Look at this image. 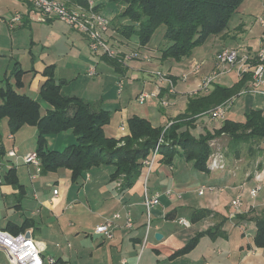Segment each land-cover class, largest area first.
I'll return each instance as SVG.
<instances>
[{
  "label": "crops",
  "instance_id": "obj_1",
  "mask_svg": "<svg viewBox=\"0 0 264 264\" xmlns=\"http://www.w3.org/2000/svg\"><path fill=\"white\" fill-rule=\"evenodd\" d=\"M249 1L244 0L240 12L235 14L237 19L232 29H229L222 36L211 39L212 62L210 64L199 62L201 63L200 69L192 73L194 75L190 78L188 75L186 82L179 79L184 72H180L181 74L173 73L171 67L164 70L171 77L176 78L174 83L175 89H177L174 93L168 91V86L161 87L159 91L157 90L158 99L152 98L142 103L143 107L136 111H128L126 107L121 108L115 104L107 103L110 99L103 97L93 101L88 100L87 97L85 100L84 97L80 96L82 99L84 98L83 100L91 103L92 107L103 108L109 113L113 108L115 109L114 127L107 129L108 123L103 127L106 136L120 137L128 133L127 120L132 116L148 120L153 127L166 128L185 112L190 96L204 95L211 90L213 83L205 91L191 94L192 91L199 88L205 76L221 68L216 65L215 55L222 49L231 48L235 49L238 54L249 55L254 63L258 51L264 49V25L259 20H264V0H259L255 9L248 7L252 10L248 12L245 4ZM95 3L99 5L98 11L110 20L112 19L106 36L109 44L114 48L119 45L124 48H117L119 51L134 50V48L130 50L125 48L127 44L123 41V37L120 35L119 40L115 29L112 27V22L121 12L122 6L120 9L116 4L108 3L106 0H97ZM29 8L30 4L25 0H13L9 4L0 0V30L1 28L5 29L0 35V45H3L8 39V33L10 37L11 35L14 37L17 47L18 45L22 47L10 50L11 54L17 53L16 55H18L19 53L21 59L18 60L13 57L12 63H16V65L9 74H0V77H5L14 84L15 78L12 72L15 68L22 70L21 81L23 82V79L28 80H26L28 92L17 89L20 93H25L33 98L28 93H35L38 88L40 89L46 79L43 71L48 67L52 68L54 79L60 85L61 92L62 85L66 83L65 76H67L63 73L64 80L61 81L59 72L60 68L63 67L62 60L66 56L73 57L76 54L81 62L90 64L88 71L91 67L95 68V74L89 75L92 81L101 77L103 71L114 70L118 76H121L118 79V84L121 79L123 90L118 92L119 95L126 90V86L123 88L125 84H128L129 89H131L132 84L139 80L141 67L159 69L158 64L150 63L153 60L154 62H162L159 51L162 48L159 46L156 49L158 57L153 55L149 45L141 47L143 50L139 47L140 58L126 62L125 65L121 66V71L106 61L103 55L97 56L98 54L92 53L85 35L59 20H49L44 23L31 20L28 17ZM15 12L22 15L21 22L6 26L5 22ZM23 30L28 31V35H25ZM39 32L42 37L36 43L34 34ZM1 55L2 52L0 51V58ZM142 57H147V62L143 61ZM22 59L24 61L29 59V65L26 68L22 66L25 63ZM195 62L198 61L192 60L189 64L192 66ZM6 66L9 67V62L6 63ZM231 74H234V79L222 80L223 77ZM123 79L125 84H123ZM238 80L236 71L231 70L219 75L214 82L223 86H232ZM156 83V78H143V85L138 92L135 91V97L142 90L152 91L155 89ZM243 93L241 89L238 94L230 99L225 121L243 123L246 113L251 110H261L264 113V94L258 91H245L248 97L246 96V100L241 101V104L234 110L235 107L230 103ZM61 94L79 96L77 94H63L62 92ZM159 99H168L170 104L165 107L161 106ZM115 100L119 104L120 100ZM240 110L243 111L242 115H239ZM207 121L208 116L206 115L198 117L189 127L191 135L197 138L206 131H212L208 127ZM1 126H5L7 129L6 135L0 131V141L5 151L14 148L13 133L32 127L37 139V131L33 126H24L17 132H11L6 119L0 122ZM68 131L59 134L64 133L65 136L70 137L72 142L69 141L68 143L72 144L75 139L73 140L72 136L67 135L69 134ZM70 132L74 136L71 130ZM53 136L48 135L46 137V147L57 150L49 146ZM14 149L18 151L17 148ZM153 149L147 157L153 156ZM35 150L36 146L20 155ZM10 160L13 161L6 156L1 158V171L4 175L0 183L2 197L13 198L16 203L15 206L18 208L20 201L29 190L28 194L38 207L35 210L27 209L26 214L28 216L20 224L7 222L4 228H0L10 231L9 228H17L25 224L33 237V232L38 229V225L32 216L38 213L40 221L44 224L45 232L43 235L47 239L55 240L56 247H60L59 241L66 246L62 256L52 257L56 260V264H264V243L261 245L256 243V221L264 218L263 169L254 170V174L251 172L252 175L249 172L240 174L228 167L217 171L207 169L203 172L195 169L192 162L186 160L180 149L172 155L170 163L164 161L163 155L157 151L150 169L145 168L142 163L140 175L133 184L129 188L121 190L118 187L121 180L119 178L111 180V175L115 169L113 165H101L89 169L76 184L72 182L71 173L68 169L58 168L55 171H42L39 175L33 176L34 167L19 160L14 168L17 184L20 187L18 188L5 180V174L10 169L8 167V164L11 163ZM20 168L27 170L30 189H26L24 182L20 180L18 174ZM257 172H259L258 181L261 184V189L255 196H251L249 191L257 181L255 179ZM146 175L147 178H145ZM204 185L212 186L214 190L199 194V189ZM54 190H57L56 195L53 194ZM145 194L148 196L159 194V203L151 211L148 235L140 253L146 229V216L143 206ZM238 194L241 195L242 200L241 212L231 219L229 218L231 200ZM124 209L130 211L133 219L132 229L118 228L111 239H106L93 232L95 225L100 222L103 216L111 215L115 211H124ZM179 219H185L188 225L181 224ZM65 221H67L66 227H68L66 231L62 229ZM155 233H160L161 238L156 239ZM45 237L33 238L45 248L47 244Z\"/></svg>",
  "mask_w": 264,
  "mask_h": 264
},
{
  "label": "trees",
  "instance_id": "obj_2",
  "mask_svg": "<svg viewBox=\"0 0 264 264\" xmlns=\"http://www.w3.org/2000/svg\"><path fill=\"white\" fill-rule=\"evenodd\" d=\"M85 4V0H74ZM108 3L122 6L118 17L131 22L127 27L128 35L120 28L126 39L136 38L137 44L144 47L149 44L153 33L164 27V45L160 50V59L180 61L191 50L206 41L222 36L230 29L229 21L240 12L244 0H106ZM96 6V9H98ZM111 22V21H110ZM126 27V26H125ZM118 28V27H117ZM103 58L122 71L119 63L106 55ZM22 70L12 72L14 84L0 77V122L7 120L11 132H17L24 126H33L37 131L36 154L42 171L68 169L73 183L91 168L101 165H113L111 180L120 179V189L129 188L140 175L143 160L155 147L158 138L164 161L170 163L171 157L180 148L187 161L194 168L207 171L206 159L209 155L208 139L216 135H227L233 145L250 139L264 138V113L251 110L246 113L243 123L224 120L220 127L206 131L199 137L189 132L196 119L217 105H220L245 89L251 79V73L245 72L232 86H223L213 82L211 90L204 95H193L187 100L186 110L166 128L153 127L150 122L138 116L128 118V133L120 137H109L103 127L109 122L108 110H92L91 103L76 96L62 95L60 85L56 83L52 68L43 71L46 77L39 94L50 108L42 111L40 103L17 89L21 87ZM173 82L176 78L171 77ZM71 130L75 143L62 150L46 147L48 135ZM123 142V146L114 148ZM4 150L1 149L0 154ZM5 180L20 188L17 184L14 168L5 174ZM256 243H264V218L256 221ZM13 233L25 231L27 227L9 228Z\"/></svg>",
  "mask_w": 264,
  "mask_h": 264
},
{
  "label": "rangeland",
  "instance_id": "obj_3",
  "mask_svg": "<svg viewBox=\"0 0 264 264\" xmlns=\"http://www.w3.org/2000/svg\"><path fill=\"white\" fill-rule=\"evenodd\" d=\"M3 2H5V4H9L11 2H13V0H2ZM97 1V0H95ZM101 1V0H98ZM257 2H259V0H250L249 2H246L245 7L246 9L249 11V8L255 9L257 6ZM253 3H254V8H253ZM247 5V6H246ZM118 8L121 9L120 5H117ZM244 7V9H245ZM249 7V8H248ZM247 13V12H246ZM118 17V16H117ZM115 18L112 22V27L115 29V33L117 38L120 37L121 33L119 32L120 28L123 27V30L125 31V33H127L128 35L130 34L128 28V25L131 24V22L129 20H122L120 18ZM237 19L236 16H233L231 18V20L229 21V28L232 29V26H234L235 20ZM112 20V19H111ZM110 20V21H111ZM4 21V20H3ZM5 22V21H4ZM6 23V22H5ZM7 26V23H6ZM5 26V27H6ZM126 26V27H125ZM118 27V28H117ZM7 29V27H6ZM5 31L4 28H1L0 30V35H2V32ZM23 33H25V35H28V31L23 30ZM21 33V34H23ZM163 33H164V27L161 26L159 27L152 35L151 40L149 42V48L150 51L153 53L154 56L158 57V52L156 51L157 47L159 46V48L163 47V43H164V39H163ZM8 35V39L5 40L3 45H0V51L2 52L1 58H0V74H9L12 70V68L16 65V63H12L14 60L12 59L13 57L20 60L21 56L18 53V55H16L17 53L11 54L10 50H13L14 48H22L20 45H16L15 43V39L14 37L11 35V37ZM123 37V41L126 42V47L127 49H131L134 48V50H131L129 52H124V51H119L117 50V48L119 49H124L122 48L120 45L117 47H112L114 49V51L116 52V57L117 58H112L115 59V61L117 63H119L121 66L125 65L126 62L128 61H132L135 59H139L140 55H139V51L138 48L141 46L137 45V41L136 38L131 36V38L126 39V37H124L123 35H121ZM231 36V35H230ZM42 35L39 33H35L34 34V41L36 43H38L41 40ZM120 40V38H119ZM122 41V40H121ZM163 41V43H161ZM12 42V43H10ZM161 43V44H160ZM210 44H211V40L206 41L204 44L199 45L195 48H193L190 52V54L184 59V60H180V61H176L172 58L167 59L165 61L162 62H158L154 60L150 63H155L159 65V69H152L149 68L147 66H143L141 67V69L139 70V80H137L135 83L132 84V88L129 89V85L124 83V79H123V84L125 88L126 86V90L122 93V94H118V92L122 89L119 84H118V79L121 76H118L117 73L114 72V70H109V71H103L102 76L99 78H96L94 81H92V78L89 77V74L87 73L88 68L90 66V64L88 62H81V60L78 58V55H74L73 57L70 56H66L62 61V66L60 68V76L62 78L61 81H63V73L66 74L67 76H65L66 78V83L64 85H62V90L61 92L63 94H77L79 96V98L82 97H87L88 100H97L100 99L101 97H103L104 99H110V101H107V103L110 104H115V106L117 107H126L127 110L129 111H136L137 109H139L140 107H143V104H140L136 101V95L134 94L135 91H139V88L143 85V78H149V77H153L154 79L156 78L157 80V85L155 87V89L151 90H144L147 92H156L157 89L161 88V87H166L168 84L167 83H163L161 84V82L159 81V79L157 78L156 74L158 72H161L167 76H170L167 72H164V70L166 68L171 67V71L173 73H188L189 78L191 76H193L194 74L190 73L191 72V65L189 64L190 61L192 60H197L198 62H206V64H210L212 62V55H211V48H210ZM137 45V46H136ZM143 50V48H141ZM160 51V50H159ZM37 53V52H36ZM133 53L135 56L132 59L129 60H123L124 56L129 55ZM99 56V55H97ZM111 58V57H110ZM11 59V60H10ZM118 59H121L120 61ZM10 60V61H9ZM24 61V59H22ZM142 60L147 62V57H142ZM29 61V59H28ZM28 61H24V65H22L23 67H27ZM9 62V67L7 68L6 63ZM12 66V67H11ZM70 71V72H69ZM77 72H79L77 74ZM180 73V74H181ZM211 73V72H210ZM209 73V74H210ZM77 75V77H76ZM234 74L231 75H227L225 77H223V81L227 80V78L229 79H234ZM63 76V77H62ZM125 78V77H124ZM27 79H23L22 85L21 87H19L20 90L24 91V92H28L27 89ZM126 80V79H125ZM188 80V78H187ZM187 80H185L184 82H186ZM132 83V82H131ZM135 85V86H134ZM128 88V90H127ZM146 88V87H144ZM177 89V88H176ZM175 89V90H176ZM123 90V89H122ZM30 94V96H32L33 98H35L36 100H38L40 102V106L42 111H45L47 109L50 108L49 104L46 103L44 100H42L40 94H39V88L38 91H36L35 93H28ZM137 94V93H136ZM82 96V97H80ZM246 96L248 97L247 94H245V92L243 94L240 95L239 98L233 99V102L230 103V105L234 106V110H236V108L241 104L240 102L243 100H246ZM83 98V99H84ZM115 99H119L120 102L119 104L117 103V101ZM86 100V98H85ZM92 110L97 111L99 108H95V107H91ZM241 113H239V115H242L243 111L240 110ZM116 114L115 109L113 108L112 111L110 112V119L108 124L106 125V127H108L107 129H110V127H114V116ZM237 115V116H239ZM207 125L209 126V128L212 130L215 127H212L209 125V121L206 122ZM0 131L1 133L6 135L7 129L5 126H1L0 127ZM66 133V132H64ZM54 134L53 139L51 138V142L49 143V146L51 148H55L57 150H61L63 149L67 144H71L68 143L70 141V137L65 136V134ZM73 137V140L75 139V136H73L70 132V130L67 132ZM14 134V138H15V143H14V148L18 149V153L19 154H24V152H28L32 149L35 148L36 146V142L37 139L35 137V130L31 127L28 129H25L21 132H17V133H13ZM71 137V139H72ZM49 139V138H48ZM215 139L217 140V145L215 147H211L209 144L212 140L215 141ZM72 142V141H70ZM73 143H75V140L73 141ZM123 142H119L118 144L114 145V148L112 149H117L120 146H123ZM208 147H209V155L207 157V159L209 158V156L213 153V152H220L223 153L225 155V167L228 168H233L236 172H239L240 174L244 173V172H249L251 174V172H253L254 170L257 171V169H263L264 170V138L263 139H250L244 142H239L236 145H233L230 143V139L227 135H216L212 138L208 139ZM177 150L180 148H176ZM217 150V151H215ZM33 152V151H32ZM31 153V152H30ZM207 159H206V163H207ZM27 170L26 169H18V174L20 177V180H22L25 184L26 189H30V180H28V176L26 174ZM255 172V171H254ZM253 172V174H254ZM259 172H257L258 174ZM256 174V173H255ZM252 175V174H251ZM29 190H27V195L22 198V200L20 201V207H16L15 206V200L13 198H4L2 197V193L0 191V227L4 228L5 224L7 222H13L16 224H20L25 217L28 216V214H26L27 209H37L38 205L32 200V197L28 194ZM32 218L35 220V222L38 225V229H35V231L33 232V237L34 238H42L45 237L43 235V233L45 232L44 230V224H42V221H40V216L38 213L34 214L32 216ZM66 223L67 221L64 222V225H62V229L64 231L68 230V227H66ZM47 239V237H45ZM80 238V236H79ZM47 244L46 247L43 250V256H44V260L47 262L49 258H52L53 256H58V255H63V251L66 250V246L63 245L60 242V247H56L55 246V240H50L47 239L46 240ZM74 242H77V240H74ZM65 252V251H64Z\"/></svg>",
  "mask_w": 264,
  "mask_h": 264
},
{
  "label": "built area",
  "instance_id": "obj_4",
  "mask_svg": "<svg viewBox=\"0 0 264 264\" xmlns=\"http://www.w3.org/2000/svg\"><path fill=\"white\" fill-rule=\"evenodd\" d=\"M30 4L28 10V17L31 20L37 22H47L49 20H59L66 24L67 26L77 30L81 34L85 35L88 41V47L90 51L98 55H106L111 58H117L116 52L109 44L106 36L110 29V19L103 15L98 9H96L95 0H85V4H80L74 0H25ZM22 20V15L19 12H15L6 23L9 26L16 25ZM261 24L264 25V20L259 19ZM134 54L124 56L123 60H129L134 58ZM255 62L249 55H241L235 49H222L218 51L215 55L216 65L220 66V69L214 70L211 74L205 76L202 79L199 88L192 91L191 94H197L198 92L205 91L216 78L231 70H235L237 76L240 77L245 72L251 73V79L249 84L243 92H254L258 91L264 94V49H260L254 58ZM119 61L121 59H118ZM201 67V63L195 62L191 66V72H197ZM89 75L95 74V68L91 67L88 71ZM157 78L163 83H167L168 91L171 93L175 92V83L173 82L171 76H167L161 72L156 74ZM188 73H183L180 76L181 81L187 80ZM122 80H119V86L121 87ZM160 90L159 88L157 89ZM158 91L147 92L140 91L136 97L138 103H145L152 98L158 99ZM230 100L215 106L209 110L204 115L208 116L209 125L215 127L214 129L221 126L222 122L226 117V111L228 108ZM161 106H168L170 101L168 99H159ZM202 115V116H204ZM209 127V126H208ZM213 130V129H212ZM224 135V134H222ZM217 140L215 139L210 142L211 147L217 145ZM162 143V137L160 136L157 143L153 149V156L146 157L143 160V165L145 168L150 169V166L154 160V157L158 151L159 145ZM2 149V143L0 141V152ZM217 151V150H215ZM4 156L9 157L12 160L8 167L15 168L17 162L21 160L24 164L32 165L34 167L33 176L39 175L41 172L40 160L37 157L35 151L27 153L25 155H20L14 148L4 150L3 154H0V183L4 175L1 171V158ZM225 155L220 152H213L207 159L206 168L209 171H217L225 169ZM148 175V174H147ZM147 175L145 178H147ZM255 179L257 180L253 187L250 189L249 193L251 196H255L261 189V184L258 181L259 175L255 174ZM120 183H118V187ZM214 190L212 186H202L198 193L202 194L204 191ZM53 194H57V190L53 191ZM159 203V194H154L153 196L144 195L143 206L145 209L146 216V229L143 238V243L141 245V250L145 245L146 238L148 235V228L151 220V211L154 206ZM242 200L241 195L238 194L231 200V211L229 213V218L233 219L237 214L241 212ZM179 222L185 226L188 222L185 219H179ZM118 228L132 229L133 219L130 211L124 209V211H115L111 215L103 216L100 222L95 225L93 232L95 234L101 235L106 239H111L114 236V232ZM29 233V236L26 235ZM44 247L40 242L32 237L30 229L19 233H13L7 229L0 228V264H45L46 261L43 257ZM48 264H56L54 258H49Z\"/></svg>",
  "mask_w": 264,
  "mask_h": 264
},
{
  "label": "water",
  "instance_id": "obj_5",
  "mask_svg": "<svg viewBox=\"0 0 264 264\" xmlns=\"http://www.w3.org/2000/svg\"><path fill=\"white\" fill-rule=\"evenodd\" d=\"M26 235L29 236V233H26ZM161 236H162V235H161L160 233H155V234H154V237H155L156 239H160Z\"/></svg>",
  "mask_w": 264,
  "mask_h": 264
}]
</instances>
